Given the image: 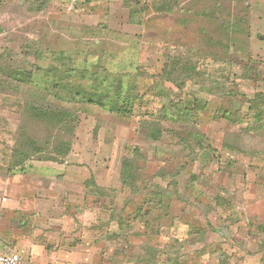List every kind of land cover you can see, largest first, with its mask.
Listing matches in <instances>:
<instances>
[{
    "label": "rangeland",
    "instance_id": "obj_1",
    "mask_svg": "<svg viewBox=\"0 0 264 264\" xmlns=\"http://www.w3.org/2000/svg\"><path fill=\"white\" fill-rule=\"evenodd\" d=\"M132 1L143 7L154 0ZM220 2L223 14L211 18L219 19L218 25L223 22L222 29L200 15H164L152 6L144 18L143 12L137 17L139 25L133 24L126 0L0 2L1 76L25 72L27 80L33 74L48 75L62 65L64 59L56 57L64 54L77 64H100L99 69L110 73L137 70L144 96L130 116L49 97L71 109L70 123L77 117L71 125L75 132L57 135L27 115L25 99L34 98L30 87H23L21 97L0 92V254L14 250L30 233L28 214L12 217L8 206L18 193L11 186L18 182L25 187V198L37 192L59 198L69 217L93 214L80 229L96 228L87 239H97V253L78 254L71 264H146V256L151 264L264 261V133L257 132L259 122L254 121L260 107L255 99L264 93V0ZM223 45L229 48L228 58ZM174 56H190L198 75L175 84L164 81L152 91L154 80L146 76L161 74ZM40 66L46 68L38 71ZM48 76L44 89L66 85ZM224 88L235 93L237 104H227ZM159 90L163 100L156 96ZM171 94L169 104L190 106L192 114L163 119L160 139H147L143 121L161 113L162 101L167 104ZM229 107L233 113L242 109L243 119L226 118ZM24 126L29 136L57 137L50 148L20 155ZM234 133L242 136L244 151L223 148L225 136ZM60 134L71 142L65 158L53 148ZM45 157L59 162L40 161ZM127 157L134 164V190L120 183Z\"/></svg>",
    "mask_w": 264,
    "mask_h": 264
},
{
    "label": "trees",
    "instance_id": "obj_2",
    "mask_svg": "<svg viewBox=\"0 0 264 264\" xmlns=\"http://www.w3.org/2000/svg\"><path fill=\"white\" fill-rule=\"evenodd\" d=\"M1 1L2 0H0V2ZM132 3V0H126L127 5L125 7L130 12L131 22L137 25H139V23L136 22L137 17L143 12L144 18V14L148 11L150 6L154 7L158 13L164 15H174L177 11H180V13L184 11L188 13V15L191 14L193 17L200 15L202 20H205V22L208 21L210 25H212L213 23V25H215L219 29H222L224 25L223 22H221L220 25L215 22L219 21V19H216L214 21V19L211 18L214 14H223V5L220 0H154L149 5L148 3H144L143 7H141L140 3L138 2L133 5ZM188 5L199 9V13L195 15L194 8L189 9ZM223 48L225 49L223 54L228 58L229 48L227 47V45H223ZM38 54L42 56L41 52H39ZM56 59H58L59 61L64 59L61 63L62 65L50 69L46 73L54 78V82L63 80V83H66V85L64 84V88L52 86L51 88H45V91L43 86L45 83L49 82L50 77L48 75H46L45 73H42L43 75L39 73L37 75L33 74V76L29 75L28 79L26 80V73L18 72L12 75H0V92H8L7 94L17 95L18 97H21V90L23 89V87H30L29 89L34 95V98L33 101L25 99L24 104L25 109H27V115L29 114L30 117L38 123L43 124L46 127H50L51 132H54L56 130L57 135L59 131H62L61 134H63L65 131H67L68 134H71V129L73 130V128H71V125L74 121L72 119L70 123L71 116L73 114V112H71V109L66 106L59 105L58 103H56L57 101L70 103L74 100L77 102L88 104L90 106L100 107L103 110L109 111L114 114H118L121 116H130L137 109V105L141 104V101L144 100V96L139 94L140 82L138 78L139 73L136 72L137 70L135 72H132L130 70L126 73L121 72L116 74L110 73L107 69H99L102 68V65L100 64L93 65L91 64V62L88 64H77L76 60H74L70 56L65 57L64 54H60L58 57H56ZM65 62H68V65H64ZM45 68L46 66H40L38 67V71H42ZM247 69V66L243 67V70ZM197 71V65L192 61V58L190 56H174L167 61L165 69L161 74L152 77L150 75H147L146 78L154 80L152 91H157L159 87L164 84V81L175 84V80H191L193 75H198ZM42 76L44 77V79H41ZM34 78H36V80H34ZM60 88H62V90H60ZM224 90L227 95L223 98H227V100H229L227 104H237V97L235 93H233L231 90H228L227 88H224L223 91ZM50 91L53 93H51ZM159 92L160 93L156 96L162 98L161 96H164L163 90H159ZM61 93L64 94L62 95ZM257 96L258 98H256L255 100L257 104H260V107L257 116L254 118V121L259 122V125L256 128L257 132L264 133V93L257 94ZM49 97H53L57 101H50ZM168 97L169 98L167 99V104L165 103V101H162L163 106L161 107V113H156V115L150 114V116L147 117V121H143L144 123H142L146 130L145 136L149 140L158 141L160 139L163 119H167L168 117L171 119L175 116H181L184 113L192 114V110L187 109L191 108L190 106L188 107L184 104L178 106L175 102L173 104H169L172 103L170 101V98H174V94H171ZM235 110L236 112L233 113L234 108L229 107V110L226 111V118L232 120L236 116L238 121L243 119L242 115L238 113L239 110L242 109L235 108ZM30 117H28L29 120ZM75 121L77 122V117ZM251 128L253 129V125H251ZM21 131L22 132L19 141V149L17 150L20 155H25L26 153H30L33 151L38 152L42 146L50 148L51 142L57 137V135H52V137L50 136V138L47 136L48 138H45L43 140L40 139V137L37 138L35 136H29V133H25V126L24 128L21 127ZM73 131L75 132V130ZM61 134L59 135L57 142L53 144V148L55 150L63 151L64 153L62 156L63 158H65L69 155L72 148L70 140H64V138H61ZM241 143L242 136L236 133L228 134L225 136L223 148L232 152L244 151ZM23 150H25L26 153ZM31 157L35 156L32 155ZM40 161L59 162L58 159H55L53 157H45ZM21 162H23V159L19 163ZM19 163H17V165ZM17 165L13 164L12 169L17 170V168L19 167V165ZM133 166L134 164L131 162V160H129V157L124 158L122 170L120 171L121 185L131 190L137 188V181L134 177ZM87 193H89V191ZM142 261H144L143 263L147 262L146 264H151V261H148L147 256Z\"/></svg>",
    "mask_w": 264,
    "mask_h": 264
},
{
    "label": "crops",
    "instance_id": "obj_3",
    "mask_svg": "<svg viewBox=\"0 0 264 264\" xmlns=\"http://www.w3.org/2000/svg\"><path fill=\"white\" fill-rule=\"evenodd\" d=\"M45 166L53 168L49 167L51 165ZM59 175L61 173L48 178H51L52 182ZM11 187L13 188L11 190L14 192L18 188V193L14 194L13 201L8 205L11 206V216L17 215L16 213L18 212L28 214V220L26 221L28 223H25L29 226L30 233L15 243L14 250H7L5 253L17 252L30 264H71L75 263L76 259L79 258L78 254L93 255L97 253L96 249L94 251V248H97V239L96 241L93 239L88 241L87 239L90 233L91 236H94L95 232H93V229L96 228L90 226L89 229L92 231L87 230V228L80 229L81 227L88 226V223L84 222V220L89 219L93 214L86 213L85 215L80 214V216L74 215L73 217H69L66 214L67 212H64L65 209L64 207L62 208L63 204L59 198H47L39 192L25 198V187L22 184L18 182L13 183ZM0 207L2 208L1 205ZM4 228V234H9L8 229L10 225L7 224ZM97 233L95 238H98ZM0 247H4L2 241ZM76 248L81 249L78 251ZM259 264H264V261H261Z\"/></svg>",
    "mask_w": 264,
    "mask_h": 264
},
{
    "label": "built area",
    "instance_id": "obj_4",
    "mask_svg": "<svg viewBox=\"0 0 264 264\" xmlns=\"http://www.w3.org/2000/svg\"><path fill=\"white\" fill-rule=\"evenodd\" d=\"M0 264H30L17 252H7L0 255Z\"/></svg>",
    "mask_w": 264,
    "mask_h": 264
}]
</instances>
